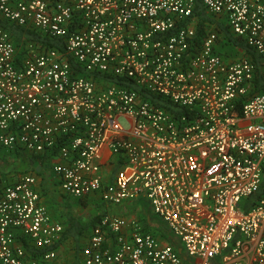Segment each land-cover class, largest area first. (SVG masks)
I'll list each match as a JSON object with an SVG mask.
<instances>
[{
  "label": "built area",
  "instance_id": "1",
  "mask_svg": "<svg viewBox=\"0 0 264 264\" xmlns=\"http://www.w3.org/2000/svg\"><path fill=\"white\" fill-rule=\"evenodd\" d=\"M199 2L213 20L198 38L196 0H0L63 42L17 47L0 27V147L56 158L59 192L107 209L78 264H264V192L240 208L264 178V90L218 31L254 51L264 84V0ZM38 180L0 186V264H61ZM140 199L180 251L134 214Z\"/></svg>",
  "mask_w": 264,
  "mask_h": 264
},
{
  "label": "trees",
  "instance_id": "2",
  "mask_svg": "<svg viewBox=\"0 0 264 264\" xmlns=\"http://www.w3.org/2000/svg\"><path fill=\"white\" fill-rule=\"evenodd\" d=\"M193 15L196 17V32L199 38L200 36H202V34H204V29H205L204 23L206 21H212L213 19L210 18L209 14L205 12L199 0H196ZM0 27H2L4 30L7 31L11 41L17 47H21L24 42L30 41L34 44L35 49H39L42 46L43 47L45 46V47H54L60 51L63 50V42L59 37H49L47 35L41 34L39 31L30 28L28 26L17 25L3 18L1 15H0ZM218 31L221 37L222 38L224 37L230 44H233L238 47L246 48L245 50L247 52V55L252 59L253 63L255 64L256 91L264 90V84L262 83L260 78L258 58L254 53V51L246 47L245 43L242 40L233 36L226 27V25L220 24ZM69 60L72 61L70 57ZM146 97L150 100H153V97L151 96H146ZM163 106L169 108V105L166 102L163 103ZM29 156L30 159H35V155L31 154ZM14 180L15 179H12L6 182L0 181V186L9 184ZM263 192H264V178L256 191L252 192L250 195H248L247 197L241 200L240 202L241 210L243 211L248 210L261 197ZM63 197L66 198L63 203L66 210L65 213L66 219L63 226L61 241L64 242L66 240L70 242L71 247H73L75 250V256L73 262L74 264H78V258H77L78 252L81 246L83 245L80 239L82 238V236H86L89 227L95 225L96 222L106 212L107 209L104 207L103 204L96 203L94 204V209L90 214L86 216L83 214L81 215L77 212V210L73 208L74 200H72L67 196L66 197L63 196ZM77 201H80L79 203L81 205L84 204V202H86L85 200H81V199H78ZM147 223L148 221L145 220V228L147 230H151V228L147 225ZM151 231L171 241L168 237H172V236L168 234L169 232L163 226H159L158 228H156V230H151Z\"/></svg>",
  "mask_w": 264,
  "mask_h": 264
},
{
  "label": "crops",
  "instance_id": "3",
  "mask_svg": "<svg viewBox=\"0 0 264 264\" xmlns=\"http://www.w3.org/2000/svg\"><path fill=\"white\" fill-rule=\"evenodd\" d=\"M0 148H2V147H0ZM8 152H10V154L8 156H6V158H3L5 165L12 164L14 167L16 165H18V167L15 168L16 170L11 171L10 172L11 174L9 173V174H5V175H3V174L0 175V181L6 182V181H10L12 179H16L18 176H20L21 174H24L26 172L35 173L38 176V179H39L38 182L36 183L35 187H36V190H38L39 193H40L41 201L46 205V207H47L50 215L52 216V218L55 219V220H58L64 226V222H65V219H66V217H65L66 210H65V213H63V215L60 216V215H58L56 213V211L54 210L53 206H50V203H49V199L54 195L55 191L59 192L58 187L55 186L48 178V176H52L53 175L52 172H51V165H52V162H54L56 160V158H54V159L51 158V157L47 158V157H44L42 155H39V157H38V156L35 155V159H30L29 155H31V154H28V153L21 154V153H16L15 151H8ZM14 159H17L18 162H14L13 161ZM12 162H14V164ZM25 164L30 166V169H25V168L21 167V166H23ZM19 165H20V167H19ZM2 170L4 171V169H2ZM60 194L62 196H67V195H64L62 193H60ZM67 197H69L72 200H74L73 204L75 206H77V204L81 205L79 203L80 201H77L79 198H74V197H70V196H67ZM65 199L66 198H64V200ZM93 199L94 198H91V197L87 198V200H89V201H91ZM56 202H58V201H56ZM142 205H143V202H141V207H142ZM145 207H146V204H145ZM137 209H139V211H140V208H137ZM140 215H144V214L141 213ZM146 215H148V214H146ZM149 218H150V216H149ZM152 223H153V221L151 220V222L147 223V225L151 228V230H156V228H158V227H155V225L151 226ZM91 227L92 226L89 227L86 236H82V238L80 239L82 244H84L86 242V239H87V237H88V235L90 233V228ZM65 242H66V240L62 243V248L65 245ZM62 248L60 250V257H59L60 263L61 264H74V262H73V259H74V256H75L74 248L73 247L70 248V250L66 251L64 253V255L62 254V252H63ZM61 255H63V256H61ZM63 257H65V258H63ZM77 258L79 259V252H78Z\"/></svg>",
  "mask_w": 264,
  "mask_h": 264
},
{
  "label": "rangeland",
  "instance_id": "4",
  "mask_svg": "<svg viewBox=\"0 0 264 264\" xmlns=\"http://www.w3.org/2000/svg\"><path fill=\"white\" fill-rule=\"evenodd\" d=\"M8 149H6V148H4V147H2V148H0V175H5V174H9L11 171H13V170H16L15 168H17L18 167V165H16L15 167L12 165V164H8V165H5V163H4V159L3 158H6V156H8L9 154H10V152H8L7 151ZM10 151V150H9ZM11 160V159H10ZM14 162H18L17 161V159H14L13 160ZM14 162H12L13 164H14ZM19 167H20V165H19ZM22 168H25V169H30V166H28V165H23V166H21ZM2 169H4V171L2 170ZM11 174V173H10ZM9 176V175H8ZM53 195V194H52ZM57 197V198H56ZM66 197V196H65ZM56 201H58V202H56ZM86 201V200H85ZM63 202H64V197L60 194V192H57V191H55V193H54V195L49 199V203H50V206H53V208H54V210L56 211V213L58 214V215H63V213H65V207H64V205H63ZM137 202L139 203L138 204V206H135V207H133V209H134V214L137 216V217H142V216H146L147 217V215L146 214H148L149 216H150V220H152L153 221V223H152V225L151 226H153V225H155V227H159V226H163L165 229H166V226L164 225V223L162 222V221H160L155 215H153L151 212H150V210L148 209V207L146 206L145 207V204H146V201L145 200H142V199H140V200H137ZM141 202H143V205H142V207H141ZM97 203V201H95L94 199L93 200H91V201H89V200H87L84 204H82V205H78L77 204V206H73V208L75 209V210H77V212L79 213V214H83V215H88V214H90L92 211H93V209H94V204H96ZM137 203L136 202H134L133 203V205H136ZM137 208H140V211H139V209H137ZM128 213V212H127ZM144 214V215H140V214ZM170 236H172L170 233H168ZM159 237L161 238V240H162V242L163 243H166V242H170V243H176V245L177 246H180V247H182V244L177 240V239H174V241H169L168 239H165L164 237H162V236H160L159 235ZM177 241V242H176ZM69 241H66L65 242V245L63 246V252H62V254L64 255V253L66 252V251H68V250H70V248H72L71 247V245H70V242L68 243ZM63 255H61V256H63ZM63 258H65V257H63Z\"/></svg>",
  "mask_w": 264,
  "mask_h": 264
},
{
  "label": "water",
  "instance_id": "5",
  "mask_svg": "<svg viewBox=\"0 0 264 264\" xmlns=\"http://www.w3.org/2000/svg\"><path fill=\"white\" fill-rule=\"evenodd\" d=\"M147 221H148V223L151 222V220H150V218H149V215H147ZM168 238H169L171 241H174L173 237H168ZM177 248H178V250L180 251V247L178 246Z\"/></svg>",
  "mask_w": 264,
  "mask_h": 264
}]
</instances>
